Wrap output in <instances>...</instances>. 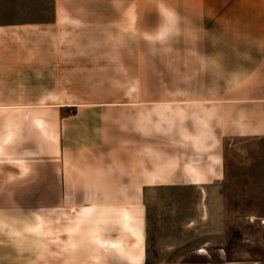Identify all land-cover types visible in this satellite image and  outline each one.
<instances>
[{
  "label": "rangeland",
  "instance_id": "rangeland-1",
  "mask_svg": "<svg viewBox=\"0 0 264 264\" xmlns=\"http://www.w3.org/2000/svg\"><path fill=\"white\" fill-rule=\"evenodd\" d=\"M106 19L60 22L58 122L54 112L27 111L25 123L0 112V264L48 262L64 231L58 217L82 214L56 206L65 193L45 190L54 174L75 171L112 145L122 155L137 131L155 137L156 172L171 173L156 179L178 182L180 166L210 173L206 185L156 184L145 193L150 264H264V136L216 143L228 112L211 105L238 98L235 91L263 95L264 48H179L183 40L119 20L114 9ZM249 68L259 70L243 79Z\"/></svg>",
  "mask_w": 264,
  "mask_h": 264
},
{
  "label": "crops",
  "instance_id": "crops-1",
  "mask_svg": "<svg viewBox=\"0 0 264 264\" xmlns=\"http://www.w3.org/2000/svg\"><path fill=\"white\" fill-rule=\"evenodd\" d=\"M108 8L119 20L131 17L147 32L183 40L175 47L264 48V0H0V12L7 15L0 20V112L13 113L19 123H25L27 111L54 112L58 122L60 22L106 23ZM246 70L243 79L259 68ZM249 93L253 90L235 91L238 98L211 100L212 110L228 112L216 143L226 136H264V119L259 118L264 91L262 96L246 98ZM250 104L258 109L257 119L249 114ZM16 127L20 129L14 123ZM131 139L129 147L120 149L122 155L112 145L104 155L80 161L75 171L59 169L54 174L45 190L65 193L56 206L80 208L82 214L58 217L64 220L58 228L64 230L58 235V247L51 246L48 262L35 264H150L145 193L156 184L206 185L203 177L210 173L180 166L173 174L181 177L178 182L156 179L171 173L156 172L155 137L137 131ZM161 140L171 143L169 137ZM214 158L220 165L222 157ZM219 169L213 167L212 173L220 174ZM196 174L198 181L193 180ZM25 178L18 173L19 180Z\"/></svg>",
  "mask_w": 264,
  "mask_h": 264
},
{
  "label": "bare ground",
  "instance_id": "bare-ground-1",
  "mask_svg": "<svg viewBox=\"0 0 264 264\" xmlns=\"http://www.w3.org/2000/svg\"><path fill=\"white\" fill-rule=\"evenodd\" d=\"M199 177H200V176H199L198 174H196V175L193 176V180L198 181Z\"/></svg>",
  "mask_w": 264,
  "mask_h": 264
},
{
  "label": "built area",
  "instance_id": "built-area-1",
  "mask_svg": "<svg viewBox=\"0 0 264 264\" xmlns=\"http://www.w3.org/2000/svg\"><path fill=\"white\" fill-rule=\"evenodd\" d=\"M261 222H263V223H264V219H261Z\"/></svg>",
  "mask_w": 264,
  "mask_h": 264
}]
</instances>
